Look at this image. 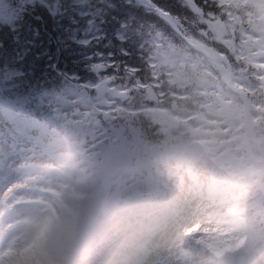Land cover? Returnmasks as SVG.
Wrapping results in <instances>:
<instances>
[{"label":"trees","instance_id":"16d2710c","mask_svg":"<svg viewBox=\"0 0 264 264\" xmlns=\"http://www.w3.org/2000/svg\"><path fill=\"white\" fill-rule=\"evenodd\" d=\"M150 1L170 15L186 37L212 46L217 54L226 58L232 67L234 81L249 96L254 115L257 114L256 105L264 107V67L261 65L264 61V51H261L264 48V16L259 13L260 7L255 0L248 3L242 0ZM60 3L61 0H0V64L4 65L0 69V100L5 105H14L16 100L40 103L41 98L51 99L75 89L84 94L86 90L92 92L98 85L108 83L116 90H125L123 104L131 110L127 115L135 125L138 140L144 143L160 140L163 129L144 109L151 105L197 116L211 114L216 106H220L222 114L231 119L235 104L242 111L241 119H245V106L238 95H234L232 106L219 101L214 94L219 90L225 99L231 95L221 71L188 46L158 12L141 0H70L78 14L83 10L84 15L92 16L90 30L98 29L110 17L119 22V27L112 33L120 45L119 69L113 71L109 67L107 73L90 75L83 81L49 83L44 78L47 61L38 51L40 45L31 48H25V45L30 42L29 32L38 29L48 39L46 51L55 50L56 41L49 38L59 35V29L64 25V21L56 17V12L62 10ZM3 8L8 9L9 14H4ZM8 15L19 20L17 25L6 20ZM248 33L258 39H248ZM255 48L258 55L253 63L250 55ZM171 50L184 59L187 79L181 76L172 82L165 70L158 78L154 77L150 64L154 56L161 57ZM59 55L62 59L77 55L75 45H68ZM64 63L68 61L64 60ZM155 81L158 85L153 84ZM202 86L211 90L207 97L198 92ZM207 101L212 103L204 106ZM122 112L126 111L122 109L113 113L116 116L110 113L103 117L108 120L113 133L119 138H128Z\"/></svg>","mask_w":264,"mask_h":264},{"label":"clouds","instance_id":"9594fccd","mask_svg":"<svg viewBox=\"0 0 264 264\" xmlns=\"http://www.w3.org/2000/svg\"><path fill=\"white\" fill-rule=\"evenodd\" d=\"M200 153L179 137L58 147L0 211V264H137L186 214L171 174Z\"/></svg>","mask_w":264,"mask_h":264},{"label":"rangeland","instance_id":"374dc122","mask_svg":"<svg viewBox=\"0 0 264 264\" xmlns=\"http://www.w3.org/2000/svg\"><path fill=\"white\" fill-rule=\"evenodd\" d=\"M251 1L254 0H242L245 3ZM255 1L261 7L259 13L264 16V0ZM7 20L10 24L17 23L15 17ZM247 38L254 40L257 37L250 33ZM256 51V48L252 50L250 56L253 63L257 60ZM164 57L161 61L154 60L151 63L156 66V71L163 62L168 73L174 71L176 75H184L181 58H176L173 53H166ZM200 91L205 95L209 92L205 86ZM88 95L75 89L56 95L51 100L43 98L42 103L46 106H42L41 110L43 130L26 123L17 125L14 116L0 104V171L19 170L18 177L23 180L13 188L14 195L23 193V182L34 174L41 162L51 159L58 147L79 142L90 151L105 142L104 138L109 133L107 124L101 121L103 118L100 113L109 109L114 111L113 105L120 101L119 94L103 83L92 99ZM236 108H232L231 119L222 114L220 107H216L212 114L189 122L193 126L187 127L190 133L187 141L198 146L201 153L195 162L186 163L174 171L171 180L184 193L187 212H195L200 217L214 221L219 226V232L208 237L198 247L199 252L184 246L181 250L176 248L172 256L179 259L181 264H264V167L261 169L258 166L264 160L258 155L247 153L244 138L246 121L241 119V109ZM256 108L253 137L256 147L264 151V107ZM10 109L18 113L21 105ZM174 117L178 120L188 119L175 114ZM240 120H243L244 125L238 123ZM117 127L120 128L119 125ZM162 130L167 134V130ZM119 132L123 133L122 130ZM6 145L15 159H7ZM19 155L23 156L22 159L18 158ZM246 159L251 160L252 165L246 164ZM1 178L0 182L3 180ZM246 178L251 179V182L247 183ZM17 180V177H11L4 184ZM6 200L0 203V211L7 206ZM187 212L178 218L170 234L145 244H151L146 254V257H150V264H159L163 252L177 247L179 243L174 236L180 231L185 217L189 216Z\"/></svg>","mask_w":264,"mask_h":264},{"label":"snow or ice","instance_id":"6c2138e0","mask_svg":"<svg viewBox=\"0 0 264 264\" xmlns=\"http://www.w3.org/2000/svg\"><path fill=\"white\" fill-rule=\"evenodd\" d=\"M59 7L62 10L56 12V17L63 20L64 25L59 29V35L49 38L55 39V50L46 51L48 39L43 37L38 29L29 32L30 42L25 45V48L40 45L38 51L47 61L44 78L53 85H59L61 82L72 80L83 81L97 73L105 74L109 67L118 71L120 61L117 56L120 54V45L112 33L119 27V22L110 17L93 31L90 30L92 16L84 15L83 10L78 14L70 0H61ZM68 45H75L77 55L71 58L64 56L62 59L59 53ZM64 60L68 63H64ZM3 67L4 65L0 64V69ZM8 67L11 69L12 65L9 64Z\"/></svg>","mask_w":264,"mask_h":264},{"label":"bare ground","instance_id":"6f19581e","mask_svg":"<svg viewBox=\"0 0 264 264\" xmlns=\"http://www.w3.org/2000/svg\"><path fill=\"white\" fill-rule=\"evenodd\" d=\"M5 149L7 150V152L5 153L7 155V159L8 160L15 159L14 154L9 153L10 149L8 145L5 146ZM22 157H23L22 155L18 156L19 159H22ZM20 172L21 171L19 170L16 171L10 169H4L0 171V177L2 176L1 179H3L0 182V203L3 201V199L5 200L7 198L6 202L8 205L13 201L15 197L19 196L17 194L14 195L12 193V190L17 184L23 181L22 179L20 180V177H18V175H20ZM11 177H17V179H19L20 182L19 180H17L16 182L8 183L7 185L4 184V181ZM8 199L11 200L8 202ZM187 213H189V216L185 217L184 221L181 224L180 231L177 232V234H175L174 236V238L176 239L175 241L179 244H177V247L175 248L172 247L171 249H168L167 251L163 252L159 258V264H181V261L177 258L175 259L172 256V253L177 251V249L181 250L183 246L185 248L193 249L199 252V250H197L198 247H200L201 244L208 237L215 236L219 232V226L215 224L214 221L204 218L203 216L200 217V215L195 212L189 211ZM2 242H3L2 239H0V243ZM150 246L151 244H149L148 246L144 245L138 250L137 255L140 258H138L137 264L151 263L149 259L150 257H146V254L148 253ZM189 264H193V263H189Z\"/></svg>","mask_w":264,"mask_h":264},{"label":"water","instance_id":"95a60500","mask_svg":"<svg viewBox=\"0 0 264 264\" xmlns=\"http://www.w3.org/2000/svg\"><path fill=\"white\" fill-rule=\"evenodd\" d=\"M146 2L150 3L149 0H145ZM161 13V12H160ZM162 17L168 21L171 26L184 38L183 33L178 29V27L176 26V24L173 22V20L166 14L161 13ZM186 41L188 43H190L192 45V47H194L195 49L199 50L200 52H202L203 54L207 55L208 57H210L214 63L220 68L222 69V71L224 72V76L225 79L229 85V87L231 89H233L235 92L239 93L247 107V117H248V121H247V133H246V140L248 143L249 148L252 149V151L256 154H260L264 157V154L260 153L257 149H255L252 145L253 140H252V130H251V125H252V119H251V109H250V102L248 100V97L246 96V94L236 88L233 87L232 85V73L230 68H226L222 62H224V60L218 56H216L214 50L211 47H208L204 44L201 43H192L190 40L186 39ZM151 113L153 114L154 117H160L166 120H169L171 123H174V120H172L170 118V116L168 115V113L164 112V111H160V110H155V111H151Z\"/></svg>","mask_w":264,"mask_h":264}]
</instances>
